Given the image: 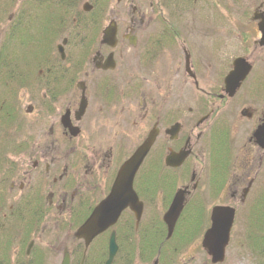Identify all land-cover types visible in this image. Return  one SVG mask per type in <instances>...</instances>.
<instances>
[{"label": "flooded vegetation", "instance_id": "obj_1", "mask_svg": "<svg viewBox=\"0 0 264 264\" xmlns=\"http://www.w3.org/2000/svg\"><path fill=\"white\" fill-rule=\"evenodd\" d=\"M196 1L77 0L72 16L61 13L49 31L33 32L25 60L22 43L7 49L0 36V244L8 233L28 240L23 254L14 253L25 264L45 258L56 264L65 251L70 264L82 258L104 264L111 232L118 249L112 264H193L191 249L199 240L201 248L213 208L234 210L231 232L239 211L247 228L264 224V60L258 59L264 46L255 27L258 67L242 52L223 63L212 59L199 44L198 14L188 10ZM255 11L264 16V4ZM108 25L109 44L102 43ZM240 35L242 50V28ZM237 58L252 66L231 94L224 81ZM12 61L13 110L5 90ZM150 136L132 182L142 204L139 221L124 208L89 253L74 232ZM178 192L183 204L172 241L163 215ZM42 237L61 244L37 251ZM67 238L78 251H68ZM150 241L157 243L154 253L140 246ZM202 253V264H211ZM253 258L264 264V252Z\"/></svg>", "mask_w": 264, "mask_h": 264}, {"label": "rangeland", "instance_id": "obj_2", "mask_svg": "<svg viewBox=\"0 0 264 264\" xmlns=\"http://www.w3.org/2000/svg\"><path fill=\"white\" fill-rule=\"evenodd\" d=\"M26 1L17 7L16 10L25 9L26 12L31 13V10L26 5ZM260 4H264V0H197L192 6L189 5L188 10H193V12L198 14L197 19L200 29L199 44L200 46H203V50L211 51L210 53L213 55L212 59L220 60L222 63L223 60L228 58L234 59L240 56L242 52L252 61L254 68L258 67L259 64L256 58L260 53L257 48L254 50L253 45L256 26L250 21V18ZM3 21L4 20H2V22ZM241 28L242 40L244 41L242 50L240 47ZM31 52L32 49L30 47H25L22 53L23 60L28 59ZM242 56L244 55L242 54ZM258 59L264 60V57L260 55ZM8 90L9 88L6 89V92H9ZM238 213L239 217L236 220L234 229L231 232L230 242L226 248L224 264H255L256 261L253 258L254 254L251 253L252 249L249 247V243L247 241L249 230L243 224L242 211H239ZM60 229L62 230L59 234L60 237L65 235L68 231V228L66 227ZM72 232L70 233V238L72 237ZM40 241L42 242L36 241L33 248H37V251H45L46 253L53 252L54 249L61 244L54 242V240L51 239H44V237H42ZM62 241L63 240H61V242ZM64 244L70 252H75L79 249V245H77V243H73L69 238L65 240ZM18 246V239L11 241L10 248L8 250L10 252L12 262L21 261L23 259L21 256L13 258L11 255L15 250H22V247L19 248ZM60 246L63 247V244ZM97 246H99V244L90 246V252L94 251ZM101 246L105 247V244L101 243ZM191 251L195 252V258H197L196 262L193 264H202L205 259V255H203V251L200 248V240L197 245L192 247ZM60 255H62V250L60 251ZM90 255H88V257H91ZM60 261L61 256L58 257L56 264H59ZM51 262V258H45L42 260V264H51ZM73 263H75L74 259Z\"/></svg>", "mask_w": 264, "mask_h": 264}, {"label": "water", "instance_id": "obj_3", "mask_svg": "<svg viewBox=\"0 0 264 264\" xmlns=\"http://www.w3.org/2000/svg\"><path fill=\"white\" fill-rule=\"evenodd\" d=\"M85 11L90 9L84 6ZM252 20L258 21L257 29L261 35L259 46H264V16L254 13ZM109 25L103 33L102 43H113L114 34ZM251 70V65L244 59L238 58L233 62V71L225 78V90L231 94L236 91L240 82L243 81ZM152 139H147L120 168L111 191L107 198L102 201L91 213L90 217L75 232V238L83 240L85 247L91 241L112 227L118 220L122 210L130 207L136 220L139 221L142 213V204L138 201L132 189V182L144 157L146 156ZM183 192L175 194L174 200L163 215V222L167 227V239L172 235L174 226L182 211ZM234 221V210L228 207H215L210 214V227L204 233L201 247L210 258L212 264L222 263L225 249L229 243L230 231ZM114 232L110 234L108 241V257L105 264H111L116 253ZM61 264H69L68 255L65 254Z\"/></svg>", "mask_w": 264, "mask_h": 264}, {"label": "trees", "instance_id": "obj_4", "mask_svg": "<svg viewBox=\"0 0 264 264\" xmlns=\"http://www.w3.org/2000/svg\"><path fill=\"white\" fill-rule=\"evenodd\" d=\"M25 1L26 0H22L21 4ZM26 5L31 10V13L26 12L24 9L22 10V15H19L18 11H16L17 0H10L9 2L0 0V28L2 25L6 27L3 44L6 45L7 49L12 46L10 49L14 50L15 46L19 43H22L24 49L25 47H29L33 44L32 34L34 31H49L54 23L62 19L61 13L71 14L72 16L73 12L76 11L77 0H27ZM10 13L13 14V18L8 22L7 19ZM18 17H21L20 25L17 24L19 22ZM2 20L4 21L2 22ZM11 58L14 60L13 56H11ZM12 62L13 65H8L7 67L6 89L9 88V92H7V108L13 110L16 107V105L14 106V99L17 88V76L15 63L14 61ZM193 215L195 216L196 212L190 213L191 217ZM249 227L252 232L247 236V241L252 251L258 255L259 252H264V241L260 239V234L264 233L262 231L264 229V224L263 226L255 225ZM174 239L175 236L172 237V241ZM147 244L149 249L146 247ZM181 244L182 242L179 241L175 246L179 247ZM140 246L143 247L144 250L147 249L146 251L152 253L157 249V243L154 244L152 241L147 243L141 242ZM173 248L175 250L176 247L173 246ZM1 253L2 250L0 246V254ZM5 253L4 251V255L0 257V264H10L11 262V259H9V256Z\"/></svg>", "mask_w": 264, "mask_h": 264}]
</instances>
